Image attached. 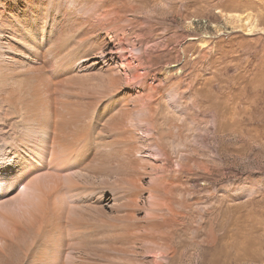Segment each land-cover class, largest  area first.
<instances>
[{"label": "rangeland", "instance_id": "rangeland-1", "mask_svg": "<svg viewBox=\"0 0 264 264\" xmlns=\"http://www.w3.org/2000/svg\"><path fill=\"white\" fill-rule=\"evenodd\" d=\"M0 264H264V0H0Z\"/></svg>", "mask_w": 264, "mask_h": 264}, {"label": "bare ground", "instance_id": "bare-ground-1", "mask_svg": "<svg viewBox=\"0 0 264 264\" xmlns=\"http://www.w3.org/2000/svg\"><path fill=\"white\" fill-rule=\"evenodd\" d=\"M247 21H248V19H247ZM249 22V21H248ZM246 23V22H245ZM247 25V24H246ZM247 27V26H246ZM117 37H119V36H117ZM115 38V37H114ZM113 38V39H114ZM117 43H114L113 45H112V49L113 50H121V51H123V48L125 49V47H124V45L126 44V40L125 39H123V38H118L117 39V41H116ZM117 59L119 60V62H120V65H121V70H123L124 71V74L125 75H127L128 77H135L136 75H137V68L134 66V65H132L129 61H128V58H126L125 57V54L124 53H121V54H117ZM140 63H137V65H139ZM139 74V73H138ZM71 109V108H70ZM71 143V142H70ZM71 144H73V142L71 143ZM71 146V145H70ZM63 147V146H62ZM71 152H73V151H71ZM7 165V164H6ZM42 206V205H41ZM43 206H45V205H43ZM68 206V205H67Z\"/></svg>", "mask_w": 264, "mask_h": 264}]
</instances>
